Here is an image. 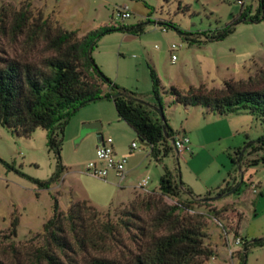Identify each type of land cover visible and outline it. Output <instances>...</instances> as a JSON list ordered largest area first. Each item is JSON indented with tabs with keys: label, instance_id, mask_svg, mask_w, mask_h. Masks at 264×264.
<instances>
[{
	"label": "rangeland",
	"instance_id": "rangeland-1",
	"mask_svg": "<svg viewBox=\"0 0 264 264\" xmlns=\"http://www.w3.org/2000/svg\"><path fill=\"white\" fill-rule=\"evenodd\" d=\"M243 5L252 6L254 12L258 0H0V66L5 60L38 59L49 53L43 36L32 39L34 25L45 19L77 30L78 36L103 26L125 25L124 30L103 35L92 55L108 78L140 93L147 103L153 101L149 66L155 69L164 89L174 86L182 93L199 85L207 91L221 89L225 80L244 89H260L264 87V21L239 22L220 40H209L201 34L221 31L239 15ZM125 6L130 17L121 19L117 10ZM20 10H27L29 17L21 28ZM166 22L190 35L186 38ZM139 25L143 28L140 33L128 30H136ZM172 44L177 47L171 51ZM171 54L176 55L173 62ZM162 98L165 117L175 132L189 137V150L177 158L174 151L156 161L149 147L118 118L113 101L96 100L79 108L64 126L60 149L64 169L49 189H38L23 176L48 180L57 174L56 155L46 144L47 130L38 127L29 136H19L0 124V158L6 162H0V264H48L39 249L45 245L43 225L53 215L52 195L63 213L71 200L87 199L99 212L95 221L116 222L131 202L146 200L158 190L164 165L178 173L184 183L191 178L194 191L201 195L213 192L223 179L241 184L238 192L217 199L212 194L193 204V210L185 211L203 214L204 241L216 252L203 264H241L237 253L243 242L234 244L235 252L229 256L224 241L222 227L228 226L231 216L220 211L214 217L212 210L229 205L233 214L240 216L241 237L248 241L264 238V146L255 151L246 146L264 135V128L245 111L218 115L202 106L175 103L166 92H162ZM92 122H99V133L111 137L119 148L127 150L132 142L137 144L128 156V162L135 163L134 169L120 184L111 181L112 174L104 179L87 171L88 162L95 159L99 138L95 129L85 127ZM252 159H258L257 164L247 165ZM143 178H149L148 184L133 188ZM180 198L185 199L186 194ZM163 199L167 204L176 202V198ZM138 213L142 218L138 223L150 227L151 213L146 208ZM130 231H121L126 248L120 245L111 252L101 243L84 250L73 244L65 253L53 246L52 251L63 264H80L91 255H116L128 248L135 250L132 234L139 231L135 227ZM227 235L229 241L235 237L231 231ZM245 264H264V246H249Z\"/></svg>",
	"mask_w": 264,
	"mask_h": 264
},
{
	"label": "trees",
	"instance_id": "trees-1",
	"mask_svg": "<svg viewBox=\"0 0 264 264\" xmlns=\"http://www.w3.org/2000/svg\"><path fill=\"white\" fill-rule=\"evenodd\" d=\"M241 7L239 15L221 31L212 35L207 32L201 34L207 35L205 37L209 40H220L232 32L239 22L264 21V0H258L254 12L252 6ZM18 16V27H24L29 18L27 10H20ZM164 24L178 30L186 38L190 35L172 22ZM34 26L32 39L37 35L43 36L44 48L49 53L38 59L5 60L0 66V124L19 136H29L38 127L47 130L46 144L48 150L56 155L58 172L48 180L23 174L38 189H49L64 169L60 159L64 126L79 108L96 100L113 101L118 118L135 132L140 141L147 144L149 153L156 161H162L174 153L172 141L178 134L166 117L164 121L160 118L157 107L164 111L162 92L169 93L175 103L202 106L206 112L218 115L248 112L264 128V87L244 89L237 87L231 80H225L221 89L207 91L205 86L199 85L191 86L187 92L182 93L174 86L164 89L151 66V103H147L140 93L117 85L102 72L92 53L103 35L114 30H124L127 28L125 25L103 26L82 36H78L77 30L64 29L58 22L53 24L50 19ZM128 30L137 34L143 28L139 25L136 30ZM246 146H251V151L262 148L264 135ZM0 162L6 164L1 158ZM257 162L258 159H252L246 164L254 165ZM240 186L235 180L226 181L213 192L196 195L181 181L178 173L164 165L158 190L149 194L146 200L131 202L129 209L123 211L116 222L95 221L99 212L87 199L71 200L67 211L63 213L59 209L58 199L52 195L53 215L43 225L46 239L39 251L48 264H63L52 251L53 246L65 253L67 249H72L73 244L84 250L89 245L96 247L101 243L111 252L120 245L126 248L121 231L131 233L130 228L135 227L139 231L138 234H132L135 250L128 248L126 252L121 250L116 255H91L80 264H203L216 252L204 241L206 233L201 219L203 214L190 215L185 214V211L193 210V204L204 201L212 194L238 192ZM182 193L186 194L185 199L180 198ZM163 197L176 198V202L167 204ZM141 208H146L152 215L150 227L138 223L142 221L138 213ZM212 211L214 217L220 211H227L231 216L228 226L222 227L224 241L227 243L229 231L241 238L243 248L237 253L241 257V264H245L249 246H264V238L248 241L239 235L240 216L234 215L235 211L229 205ZM12 225L15 233L17 220Z\"/></svg>",
	"mask_w": 264,
	"mask_h": 264
},
{
	"label": "built area",
	"instance_id": "built-area-1",
	"mask_svg": "<svg viewBox=\"0 0 264 264\" xmlns=\"http://www.w3.org/2000/svg\"><path fill=\"white\" fill-rule=\"evenodd\" d=\"M117 16L121 19L130 17V11L127 6L119 7L117 10ZM165 27H163L164 29ZM177 47L176 44L170 46V50H174ZM176 59L175 54H171L172 62ZM173 147L176 156L183 154L184 151L189 150L190 140L184 133H179L173 139ZM137 148V144L132 142L130 144V150L133 151ZM128 163V157L125 155H118L113 147V140L111 137H101L95 149V159L91 160L87 164V171L94 176L106 179L111 172L116 174L120 181L125 178L126 167ZM149 178H143L137 187L144 188L148 184ZM242 243L240 237H234L232 241L227 239V249L230 256L235 252L234 244L238 245Z\"/></svg>",
	"mask_w": 264,
	"mask_h": 264
},
{
	"label": "crops",
	"instance_id": "crops-1",
	"mask_svg": "<svg viewBox=\"0 0 264 264\" xmlns=\"http://www.w3.org/2000/svg\"><path fill=\"white\" fill-rule=\"evenodd\" d=\"M98 135H99V138H98V141H97V143H96V145H95V149H96L98 143L100 142V138H101V137H104V136L101 135V133H98ZM113 147H114L115 152H116L118 155H125V156L128 157L129 155L132 154V151L130 150V145H129V147H128L127 150L117 147L114 143H113ZM133 151H134V150H133ZM176 158H177V156H176ZM134 165H135V163H133V162H128L127 167H126L125 178H126V175L134 169ZM111 174H112L111 181L114 182V183H116V184H120V182H121L122 180L120 181V178H119L116 174H114L113 172H111L109 175H111ZM108 177H109V176H108ZM108 177H107V178H108ZM179 177H180V175H179ZM125 178H124V179H125ZM196 181H197V180H196ZM225 181H226V179H223V181H222L223 183H221L220 185H218V186L216 187V189L219 188V187H222V186L224 185ZM193 183H194V182H193V181L191 180V178H190V179H187V181H185L184 184H186L187 187H189V188L192 190V192H193L194 194H196V195H201V194L196 193V192L194 191V189H193V188H194ZM209 186H210V185H208V184L205 183V188H209ZM133 188H137V186H134ZM228 254H229V253H228ZM229 256H230V255H229ZM230 264H234V263L231 261Z\"/></svg>",
	"mask_w": 264,
	"mask_h": 264
},
{
	"label": "water",
	"instance_id": "water-1",
	"mask_svg": "<svg viewBox=\"0 0 264 264\" xmlns=\"http://www.w3.org/2000/svg\"><path fill=\"white\" fill-rule=\"evenodd\" d=\"M157 110L159 112V115H160L161 120L164 121L165 120L164 111L162 110L161 107H157ZM85 127H87V128H93V129H95L99 133V131L101 129V124L99 122H92V123L86 124ZM141 143L143 145L147 146V144H145L144 142L141 141ZM221 196H222V194H218V195L214 196V198L217 199V198H219Z\"/></svg>",
	"mask_w": 264,
	"mask_h": 264
}]
</instances>
